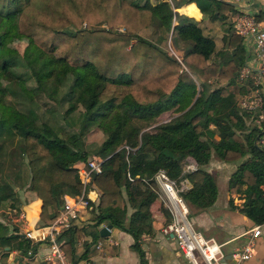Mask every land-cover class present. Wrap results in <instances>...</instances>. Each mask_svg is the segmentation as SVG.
Listing matches in <instances>:
<instances>
[{"label":"trees","instance_id":"trees-1","mask_svg":"<svg viewBox=\"0 0 264 264\" xmlns=\"http://www.w3.org/2000/svg\"><path fill=\"white\" fill-rule=\"evenodd\" d=\"M192 2L200 20L172 10L196 8ZM172 7L148 0H0V48L12 35L25 38L29 61L0 59V77L6 75L7 82L20 87L19 92L8 84L5 89L26 100L19 101L23 111L12 103L0 106V140L11 143L17 137L15 145L28 167L27 189L40 200L37 225L52 222L64 194L81 191L75 162H85L88 152L78 133L59 137L38 129L35 102L46 93L60 107L66 104L64 115L80 102L85 107L80 130L92 123L104 136L94 150L101 160L99 171L85 188L98 192L95 204L88 200L90 222L76 226L71 220L57 236L70 262L77 258V240L88 235L94 241L98 225L110 223L132 237L141 263L140 243L151 231L148 207L154 193L149 187L158 188L154 173L160 169L177 184L186 179L189 186L179 194L187 209L207 208L216 197L214 176L204 167L211 151L221 161H237L226 182L228 207L253 223L264 221V152L253 145L254 132L246 131L248 113L236 101L245 91L236 82L245 50L226 20L233 7L221 0H175ZM203 16L225 22L219 48L199 26ZM152 20L170 34L171 43L184 42L179 58L138 36ZM100 24L104 27H93ZM172 107L175 115L143 129ZM186 157L194 161L193 169L183 168ZM7 188L0 177V199ZM232 195L239 201L233 202ZM127 209L124 225L119 219ZM12 242L21 253L35 251L36 244L22 235L0 234L1 246ZM88 244L82 242L84 252Z\"/></svg>","mask_w":264,"mask_h":264},{"label":"built area","instance_id":"built-area-1","mask_svg":"<svg viewBox=\"0 0 264 264\" xmlns=\"http://www.w3.org/2000/svg\"><path fill=\"white\" fill-rule=\"evenodd\" d=\"M163 1L171 4L170 0ZM221 1L231 4L233 7L230 15L231 28L240 37L245 50L244 63L237 71V81L244 85L245 91L236 96L237 105L239 110L246 111L248 119L252 120L253 145L264 152V24H261L252 12H247L244 9L249 2H254V0ZM258 10L264 16V0H260ZM125 149L128 148L125 146ZM100 162L98 156L90 155L85 159L84 164L76 165L77 174L80 175L81 191L68 198H63L57 216L50 224L36 225L33 220L35 213L30 210L26 213L24 210V213L18 214V220H24L26 217V223L31 224L23 233V236L31 244L45 236L48 237L47 251L42 257L46 264H67L65 255L60 248L62 241L57 240L56 235L77 217L79 211L90 207L85 188L91 175L99 171ZM193 168V160L190 157L186 158L184 169ZM127 178H129L128 174ZM153 178L158 188H149L154 193V198H163V206L168 216V219L159 225V232L173 237L177 250L192 264H201V262L202 264H221L220 259L223 257L220 250L221 244L212 238H204L187 219L188 209L179 194V191L189 186L186 179H181L177 184L160 169L154 173ZM143 182L147 183V180L143 179ZM262 227H264V221L253 224L245 232L244 242L229 252L233 264H241L253 254L255 238L261 233ZM110 242L115 243L112 240ZM98 246H100L99 242H95V247ZM25 255L28 258L30 250H27Z\"/></svg>","mask_w":264,"mask_h":264},{"label":"crops","instance_id":"crops-1","mask_svg":"<svg viewBox=\"0 0 264 264\" xmlns=\"http://www.w3.org/2000/svg\"><path fill=\"white\" fill-rule=\"evenodd\" d=\"M181 7L188 8L189 6L188 7L181 6ZM259 7H260V0H254V2H249L244 9L247 12H252L255 15L256 19L259 20L261 24H264V16L262 15L261 12H259L258 10ZM199 14L200 16L196 20H200L201 13L199 12ZM78 106L82 108L80 111V113H82L85 107L80 102H77L74 105L73 111L66 115L62 113L63 116H68L70 114L74 115L75 114L74 112L76 111ZM39 109H40L39 110L40 115H44V112H42L41 107ZM80 113H78L77 116L75 117L73 116L69 117L70 119L68 120V123L70 122V124L81 127L82 123L78 118L80 116ZM76 119L77 122H75ZM92 127L93 124L91 123L88 126H86L84 129H81L79 133L81 140L83 139L81 136L82 133L87 132ZM102 140H100L98 144H100ZM84 142L85 141L82 140V144L86 149V144H88L89 142L88 143L86 142V144ZM90 155H95V154L93 153L89 154L88 152L87 157ZM223 162L216 163V167L222 166ZM78 164H81V161L75 162V165ZM236 164L237 163L233 164V169ZM11 169H13V167ZM205 169L208 170L209 172V168L205 167ZM231 171H228L227 174L225 175L224 178L226 179L225 182H227L228 175L230 174ZM216 172L212 174L214 176V181L216 185V197L213 203L207 208L194 210L193 212L190 213L189 216L187 213L188 216L187 219L192 224L193 228L198 232H200V234L204 238H212L215 242L221 244L220 250L222 252V256H226L233 248L240 246L244 242L246 238L245 232L255 223L250 221L248 218H246L243 214L239 213L237 210L230 209L228 207L227 205L228 193L226 191V183L224 184L225 193L223 195V198L221 200H217L218 176H216L215 174ZM17 176L18 173H14L13 180H11L12 182L6 184L8 187L7 189H9V193L7 197L0 199V212L1 213L9 212L10 208L12 207V205L10 204L8 206V202L6 200L8 198L12 199L13 200L12 202L17 200L18 202H20V205L21 204L32 205V209L34 210V212L35 210H39L40 200L36 198L34 194L27 189L28 176H25L23 180L21 179L22 176H19V178ZM263 188L264 186H262V190L264 192ZM97 193L98 192L94 187H90V189L86 190V195L88 197V200H90L93 204H95L97 201ZM64 197L68 198L70 197V195H63V198ZM233 199L236 200L237 198L233 197ZM162 201H163L162 197L161 198L155 197L149 204L148 210L150 213L151 231L146 237L144 236L142 238L140 243V247L142 248L141 263H139L140 261L139 254L131 246L133 242L132 237L125 231L111 226L109 228V234L107 236L100 237L98 235V237L94 241L90 242V237L88 235H85L82 239L77 240L74 243V254L76 255L77 258L74 262H70L65 257L67 264H192L187 258L182 256L180 252L177 250L174 238L171 237L170 235H163L158 230L159 225L168 219L167 211L164 208ZM10 202L11 200L9 201V203ZM129 213H130V209H127L126 212L119 219V221L124 225H126L128 221ZM35 214L36 215L33 220H35L37 225L38 213ZM89 216H90L89 208H85L77 213V217L74 220H72V223L75 224L76 226H80V225L86 226V224L90 222ZM0 223L3 224V220H1V218H0ZM4 232L5 235L17 234L23 236L22 232H14V231L13 232L4 231ZM4 232H0V234ZM58 234L56 235V239H59L57 237ZM47 239L48 237L45 236L43 239L34 242L36 244L34 253L31 254L30 252V256H28L26 261L23 260L22 264H26V263L46 264L43 261L42 257L47 251V246H48ZM84 240L86 242H89L87 248L85 249V252L83 250L84 248L82 247V242ZM110 240L114 241L115 243L110 242ZM95 242H99L100 246L95 247ZM0 248L2 254L4 251H7L5 257L6 259L4 261L3 260L0 261L1 262L0 264H17L18 262L21 263L22 261L21 254H14L13 251L14 249L12 250L11 247H9L8 245L5 246L0 245ZM15 249L16 251L19 252L17 248ZM223 264H229V261L225 260ZM241 264H264V227H262L261 233L255 238L253 254L247 260L243 261Z\"/></svg>","mask_w":264,"mask_h":264},{"label":"rangeland","instance_id":"rangeland-1","mask_svg":"<svg viewBox=\"0 0 264 264\" xmlns=\"http://www.w3.org/2000/svg\"><path fill=\"white\" fill-rule=\"evenodd\" d=\"M150 3H156L158 1H163V0H148ZM171 4L170 6L172 7L173 2L175 0H170ZM196 8L194 7H188V8H173L172 10L176 11L178 14H184L186 16L192 17L194 19H198L200 14L198 12L199 8L197 7V4L194 3ZM232 11H228L226 13V20L230 22V15H231ZM104 27V24H100V25H95L93 27ZM199 26L201 27L203 33L205 35H209L214 43H215V48H219L221 46V40H220V36L223 32V27L225 26V22H220V21H209L206 19L205 16H203V19L199 22ZM117 30L123 31V28L121 26L116 27ZM69 30L73 31L74 28L73 27H69ZM138 36L149 40L153 43H155L161 50L167 52L168 54L172 55V56H176L177 58H179V56L181 55V49L184 48L185 44L184 42L178 41L177 44L176 43H171L172 41L170 40V34L166 33L164 30H162L161 28H159V26L157 25V22L155 20H152L151 23L149 24V26L140 29L137 32ZM25 45H26V39L22 38V37H18L15 35L10 36L5 45L2 46L0 48V59L2 58H9L12 61L18 62V63H27L29 62L28 59H25L24 57V51H25ZM7 76L3 75L0 77V106L2 104L5 103H12L14 109H18L20 111H23V109L21 108V104L20 102H26V100L24 99H20L19 96L18 97H13L8 93V89H5V86L8 84L9 88L12 89L15 92H19L20 87L17 85V83H13V82H7ZM236 82L238 83L237 79ZM26 83V82H25ZM239 84V83H238ZM238 95V94H237ZM236 95V96H237ZM43 98H40V101L38 103L35 102V104H38L39 107H41L42 112H44V115H40V124H41V131H43L44 133L48 134V135H56L59 137H64L65 134H68L69 132L74 131V133H80V127L75 126L73 124H70V122L68 123V120L70 119L69 117H75L77 116L78 113H80L81 111V107L78 106V108L76 109V111L74 112L75 114H70L68 116H63V108L66 106V104H64L65 106H59L58 103L52 99L49 98V96L46 93H42ZM29 103H31L29 101ZM177 112L174 110V107L164 110L161 113H159L157 116L154 117L153 122H151L150 125L144 127L143 129H150L152 126H154L155 124H158L160 122H163L165 120H167L169 117H171L172 115H175ZM21 116H18V118H20ZM79 119H81V116L78 117ZM78 119V120H79ZM249 122V127L248 130L246 131H252L251 125H252V120L248 119ZM13 122V121H12ZM75 122H77V119L75 120ZM27 125H29L30 127H33L32 123H27ZM254 132V131H253ZM82 140L85 141L84 143L86 144V142L88 144H86V150L89 152V154H94V150L98 147V142H100V140H102V138L104 137L103 134L96 129L94 126L89 129L87 132H83L82 133ZM17 141V137L14 136V138L12 139V144L5 138L1 139L2 142V146L0 148V177L3 183L5 184H9L11 183L13 180V174L14 173H18V178L19 176H22L21 179L23 180L25 178V176L29 177V173H28V167L26 164V158L20 153L19 149L17 148V146L15 145V142ZM91 142V143H90ZM189 158V157H186ZM185 158V159H186ZM210 160L207 161L206 165L204 167L209 168V172L211 174H214V172H216V176L218 183H217V192H218V196H217V200H221L223 198V195L225 193V186L224 184L226 183L224 179L225 175L227 174L228 171H231L233 169V164L237 163V161H231V162H223L220 159H218V157H216V155L214 154L213 151H211V155H210ZM194 162V161H193ZM210 162V163H209ZM222 163L223 165L226 166L224 167L222 164V166L220 167H216V163ZM82 163V162H81ZM183 168H185V160L183 162ZM84 164V162L82 163ZM13 169H11L12 167ZM219 168V169H218ZM228 168V169H227ZM230 169V170H229ZM208 171V170H207ZM78 179L80 177L79 174H77ZM15 179V178H14ZM20 181V180H19ZM18 181V182H19ZM28 181V178H27ZM31 192V191H30ZM4 193H6L8 195L9 193V189H6L4 191ZM67 195V194H64ZM74 195V194H72ZM70 195V196H72ZM7 197V196H6ZM233 197H236V195H233ZM232 197V199H233ZM63 199V196H62ZM8 202V206L9 204L12 205V207L10 208L9 212H0V218L1 220H3V224L6 226V232H22L24 233V231L27 230V228H29L31 226V224H27V220L26 217L24 220H18V214L19 213H25L26 211L28 212L33 211L32 209V205H20V202H18L17 200L12 202V199H6ZM11 200V202L9 203V201ZM239 200L233 199V202H238ZM6 202V203H7ZM219 202V201H218ZM5 203V204H6ZM40 207V205H39ZM195 209L194 208H189L188 207V214H190L191 212H193ZM37 211V212H36ZM32 212V213H33ZM39 210H35L34 213H38ZM16 215V216H15ZM36 215V214H35ZM25 216V214H24ZM189 216V215H188ZM187 216V217H188ZM37 222H38V215H37ZM11 249L14 251V254H21L22 256V261L21 263L24 261H26L27 257L25 255V253H21L16 251L15 247H13L15 245L14 242L11 243ZM25 257V259H24ZM6 258L3 257V254L1 253V248H0V261H4ZM1 263V262H0ZM27 264V263H26ZM202 264V262H201Z\"/></svg>","mask_w":264,"mask_h":264},{"label":"water","instance_id":"water-1","mask_svg":"<svg viewBox=\"0 0 264 264\" xmlns=\"http://www.w3.org/2000/svg\"><path fill=\"white\" fill-rule=\"evenodd\" d=\"M111 227L110 223H105V224H99L98 225V235L100 237L107 236L109 234V228ZM225 260L229 261V264H233V260L230 258V254H227L226 256H223L220 259V263L223 264Z\"/></svg>","mask_w":264,"mask_h":264}]
</instances>
